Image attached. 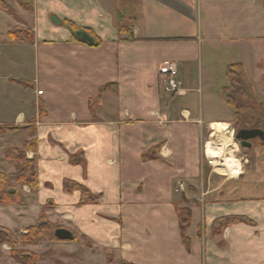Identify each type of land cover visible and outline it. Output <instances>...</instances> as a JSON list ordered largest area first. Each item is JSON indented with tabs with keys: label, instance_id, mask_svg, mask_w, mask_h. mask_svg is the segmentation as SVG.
Segmentation results:
<instances>
[{
	"label": "crops",
	"instance_id": "crops-1",
	"mask_svg": "<svg viewBox=\"0 0 264 264\" xmlns=\"http://www.w3.org/2000/svg\"><path fill=\"white\" fill-rule=\"evenodd\" d=\"M16 17L0 9V126L33 133L0 135L1 170L21 197L0 206L13 215L0 227L24 234L44 213L72 234L40 244L38 264H264V148H243L237 177L204 157L212 126L234 118L213 90L206 50L264 45V0H31ZM14 27L30 37L12 39ZM170 65L177 95L163 91ZM32 141L35 192L3 160L5 148ZM65 182L96 201L82 203ZM228 217L250 223L214 234Z\"/></svg>",
	"mask_w": 264,
	"mask_h": 264
},
{
	"label": "trees",
	"instance_id": "trees-1",
	"mask_svg": "<svg viewBox=\"0 0 264 264\" xmlns=\"http://www.w3.org/2000/svg\"><path fill=\"white\" fill-rule=\"evenodd\" d=\"M0 9H3L1 5ZM64 23L71 30H73V32H76V28L74 25H72L70 22ZM119 32L121 33V30ZM13 34L14 33L12 29L9 33L11 38ZM15 34L17 35V33ZM225 76L227 84L222 88L221 96L224 104L233 111L235 118L238 119V122H240L241 119L239 120V116L241 117L243 113L252 111L251 103L252 100H254L252 88L245 75L242 65L239 63L228 66L225 71ZM253 127L255 129L263 131L261 126L256 125ZM19 131H25L28 134L33 133V130L28 127L17 128L0 126V135L4 133H13ZM33 145L34 143L32 141L25 144L22 148L8 147L3 150L5 161L14 168V173L12 175L14 182L18 186L28 187L31 192H35L37 190V180L35 173V164L32 160L27 159L26 152L31 150L33 148ZM73 188H76L83 193L81 199L82 203L96 201V198H92L89 194H86V191L83 188L76 185H70L68 182L64 183V189L66 191H70ZM20 201L21 197L19 191L10 183L9 178L2 172L0 167V206L18 205ZM182 211L183 210L179 212L182 242L183 245L188 248L189 240L184 236V229L188 223L189 211L186 210V215L184 218L181 217ZM238 223L249 224L250 222L241 217L222 218L216 220L213 223L212 231L214 234H218L225 227ZM57 229L58 227L49 223L44 213H41L38 219V224L36 226L28 228L24 234L16 235L11 231L0 227V247L5 244L10 247L11 258L16 264H38L39 257L36 254L26 252L23 253L18 250L19 243L28 246H38L45 242L47 238H49L50 241L58 242V240L54 236V232Z\"/></svg>",
	"mask_w": 264,
	"mask_h": 264
},
{
	"label": "rangeland",
	"instance_id": "rangeland-1",
	"mask_svg": "<svg viewBox=\"0 0 264 264\" xmlns=\"http://www.w3.org/2000/svg\"><path fill=\"white\" fill-rule=\"evenodd\" d=\"M0 5L3 7L2 10L4 11V13L11 15L12 17L16 19L17 18L16 15H19L21 10L26 11L30 9V0H0ZM205 13H206L205 8H202V14L204 17H205ZM13 33L14 34L12 35V39L14 38L20 39L21 38L20 36L30 37L29 29L28 28L26 29L24 27L23 28L14 27ZM15 33H17V35ZM206 52L209 58L207 65L208 67L212 68L210 72L211 73L210 76H212L211 78L213 81L212 83L213 90L218 95L219 93H221L222 87L226 84L225 68L230 64H236V63H242L246 67V75L250 81L249 83L251 85L252 92H253V98H254V100H252V103H251L252 111L243 113L241 117L239 116L238 117L239 120L241 119L240 122H238L237 121L238 119H236L234 116L233 120L229 122L230 124L229 131L232 128H234L235 131L237 132L241 128L243 129L249 125L261 126V128L264 131V45L254 44L252 46L245 47V46H241L237 44L233 46H228L226 44L219 43L217 44L216 47L208 46V49L206 50ZM194 98L196 100L197 95H194ZM227 109L230 113H232L231 109L228 108V106H227ZM213 115H216V114H213ZM235 134H234L233 142L236 143L239 148V153H236V156H235L236 159H238L240 155L243 154L242 153L243 148H241L240 143L235 139ZM210 135H211V131H209L207 134V141L216 140L217 144H220L219 145L220 148H218V150H220L219 152H221L220 155L226 157L227 155L224 153H226L227 148L225 144L222 143V140H223L221 139L222 137L217 138V139L215 137L212 139H209L211 138ZM12 138L13 139L17 138V135L15 137H11L10 141L12 140ZM5 139H7V137L0 139V147H3L6 144V142L4 141ZM14 141H17V139H14ZM251 143L255 144L256 146H261L262 148H264V141L261 142L259 139H255L251 141ZM236 150H237V147H236ZM1 153L2 152L0 150V157L2 155ZM3 160L5 164H8L5 161L4 157H3ZM4 167L5 165H3V168ZM182 210L183 211H182L181 217L184 218L186 215V209H182ZM0 214L2 215L1 218L3 219V220H0V223L2 225L7 224V223H10V224L12 223V219H13L12 214L8 212H4V213L0 212ZM45 242H52V241H50V239L47 238ZM30 247L32 248L33 246L22 245L19 243L18 250H20L23 253L26 252V253L36 254L35 252H37V250L41 246L40 245L34 246L36 251H31L32 249ZM10 251H11L10 247L6 244L0 247V264H16L14 260L11 258ZM64 258L65 260L67 259V257H64ZM51 260H52L51 257L47 259L44 258V261H41L39 264H54Z\"/></svg>",
	"mask_w": 264,
	"mask_h": 264
},
{
	"label": "bare ground",
	"instance_id": "bare-ground-1",
	"mask_svg": "<svg viewBox=\"0 0 264 264\" xmlns=\"http://www.w3.org/2000/svg\"><path fill=\"white\" fill-rule=\"evenodd\" d=\"M213 134L211 135L212 138H220L222 140V143L226 146V157L220 155L221 152L218 150L220 148V144H217L215 141H208L205 144V149L207 156L210 158H221L220 164L215 165V170H217L220 173L227 174L230 177H237L240 174V163L239 160L235 159V157L232 156V154L236 151V145L232 140V134L231 130L229 131V128L227 125H213L212 126ZM231 139V140H230ZM219 143V142H218ZM219 146V147H218Z\"/></svg>",
	"mask_w": 264,
	"mask_h": 264
},
{
	"label": "water",
	"instance_id": "water-1",
	"mask_svg": "<svg viewBox=\"0 0 264 264\" xmlns=\"http://www.w3.org/2000/svg\"><path fill=\"white\" fill-rule=\"evenodd\" d=\"M77 40L85 44H92L93 39L85 32H76L74 34ZM235 139L240 143L241 148H250L251 141L259 139L264 141V131L259 129H241L236 132ZM55 238L60 242L71 241L73 239L72 234L66 229H57L54 232Z\"/></svg>",
	"mask_w": 264,
	"mask_h": 264
},
{
	"label": "built area",
	"instance_id": "built-area-1",
	"mask_svg": "<svg viewBox=\"0 0 264 264\" xmlns=\"http://www.w3.org/2000/svg\"><path fill=\"white\" fill-rule=\"evenodd\" d=\"M162 84H163V91L168 95H177L181 92V82L178 78V72H177V68L175 65H170L169 68L164 72ZM228 128L230 129L229 126H228ZM212 134H213V131H212ZM231 134H232V136H231L232 140H234L233 139L234 134H235L234 128L231 129ZM232 156L235 157L236 152H234L232 154ZM204 157H205V161H206L207 165L212 167V168H215V165L216 164L219 165L221 162V158H218V157L217 158H210V157H208L207 153H206V149H204ZM235 159H236V157H235ZM237 160H239V162H240L239 158ZM179 189L182 190V186Z\"/></svg>",
	"mask_w": 264,
	"mask_h": 264
},
{
	"label": "flooded vegetation",
	"instance_id": "flooded-vegetation-1",
	"mask_svg": "<svg viewBox=\"0 0 264 264\" xmlns=\"http://www.w3.org/2000/svg\"><path fill=\"white\" fill-rule=\"evenodd\" d=\"M241 129H242V128H241ZM241 129H240V130H241ZM243 129H255V128L253 127V125H249V126L243 128ZM250 143H251V142H250Z\"/></svg>",
	"mask_w": 264,
	"mask_h": 264
}]
</instances>
